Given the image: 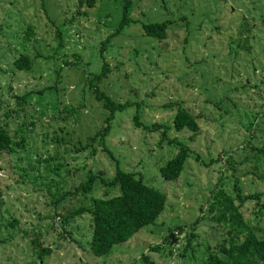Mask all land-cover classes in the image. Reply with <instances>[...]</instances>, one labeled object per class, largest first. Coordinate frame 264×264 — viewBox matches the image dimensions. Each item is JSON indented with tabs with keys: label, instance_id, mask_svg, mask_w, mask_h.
<instances>
[{
	"label": "rangeland",
	"instance_id": "1",
	"mask_svg": "<svg viewBox=\"0 0 264 264\" xmlns=\"http://www.w3.org/2000/svg\"><path fill=\"white\" fill-rule=\"evenodd\" d=\"M125 3L131 21L113 34ZM160 21L164 38L144 35L143 23ZM20 54L28 70L14 67ZM102 64L103 75L92 79ZM100 92L127 105L102 140L76 153L104 126ZM1 108L11 113L2 117ZM178 108L197 130H174ZM0 124L18 145L0 154V264H148L142 255L157 264H205L227 239L215 220L218 191L264 237V193L235 197L264 191L252 173L264 161L251 160L264 142V0H0ZM180 145L189 150L184 167L164 180L158 168ZM66 150L73 152L62 159ZM117 168L163 192L164 208L153 224L94 256L89 217L60 220L89 199L52 200L88 170L109 179ZM116 188L95 182L90 196Z\"/></svg>",
	"mask_w": 264,
	"mask_h": 264
},
{
	"label": "trees",
	"instance_id": "2",
	"mask_svg": "<svg viewBox=\"0 0 264 264\" xmlns=\"http://www.w3.org/2000/svg\"><path fill=\"white\" fill-rule=\"evenodd\" d=\"M93 2L94 0H86L89 6ZM127 13L128 7L127 3H125L121 10V18L113 34L118 33L125 24L131 21ZM166 24V21L147 22L141 25V29L144 35L148 37L162 39L165 37ZM108 39L107 37L100 41L99 56L102 55ZM13 65L16 69L28 70L31 62L27 56L20 54L13 60ZM103 68L104 66L102 64L100 71L92 79H99L103 75ZM92 79L88 81L89 86H93V89H96L92 85ZM21 98L23 99L22 95ZM97 99L102 100V106L108 111V114L104 117V126L88 136L84 143L79 141L77 143L78 146L74 150L76 153L92 147V142L95 141L96 137L102 140L108 132L109 121L113 117L114 112L123 110L127 105V103L114 102L102 92L97 95ZM1 110L2 117H7L8 113H11L10 110L4 108H1ZM133 119L136 126L140 125L136 120V116ZM172 126L176 131L183 129L195 131L198 128L192 115L182 108H178L172 116ZM18 141L20 144L22 143L21 139ZM60 141L61 138H57L56 136L53 143H60ZM15 146L18 145H16L14 137L8 132L4 124H0V154L11 152ZM253 149L255 152L252 154L253 158L251 160L254 162L258 160L264 161V142ZM72 152L66 150V155L61 154L60 156L62 159H65L66 156L68 158ZM93 152L94 149L91 148L90 153L93 154ZM188 152L189 150L186 147L180 145L176 153L171 155L163 165L159 166L158 173L160 177L164 180L177 178L184 167ZM82 153L80 154L82 155ZM53 164H56L58 169L64 166L65 170H67L66 161L60 164L55 160ZM252 173L255 174L259 181L264 182V168L259 174ZM95 182L109 187H117V193L108 196L91 197L90 192ZM235 189L237 190L238 188L236 187ZM76 193L88 198L89 201L87 204H80L64 215H60L61 224L62 226L67 224L73 217H78L83 214L87 215L90 223L88 239L86 240L87 250L94 256L105 255L112 245L128 240L143 226L153 224L163 210L166 200L163 192L143 183L139 175H136L132 171L119 168L115 169L114 174L109 179L88 170L85 177L71 190L63 191L57 198H53L52 204L56 206L67 195ZM263 193L264 191L262 193L254 192V194H246L243 196L237 193L235 197L241 200L242 198L249 197L259 199V196ZM213 201L218 206L215 220L227 227V239L221 242L214 251L209 252L205 264H264V237H258L243 220L238 207L233 204V198L228 195H223L221 191H218L215 193ZM261 205L264 207V204ZM13 222H9L8 225L12 226ZM65 233L70 235L68 231ZM167 240H169V237H167ZM153 249H157V246H153ZM48 252V247L42 248V253ZM142 257L148 264H157L148 261L146 255H142ZM176 264L184 263L177 262Z\"/></svg>",
	"mask_w": 264,
	"mask_h": 264
},
{
	"label": "water",
	"instance_id": "3",
	"mask_svg": "<svg viewBox=\"0 0 264 264\" xmlns=\"http://www.w3.org/2000/svg\"><path fill=\"white\" fill-rule=\"evenodd\" d=\"M171 238V236H169Z\"/></svg>",
	"mask_w": 264,
	"mask_h": 264
}]
</instances>
